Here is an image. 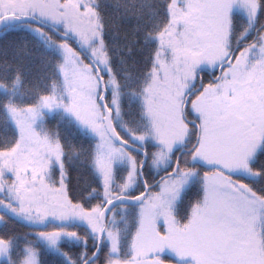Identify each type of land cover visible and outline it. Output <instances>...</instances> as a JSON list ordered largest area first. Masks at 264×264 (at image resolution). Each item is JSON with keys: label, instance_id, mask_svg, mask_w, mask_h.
I'll return each instance as SVG.
<instances>
[{"label": "snow or ice", "instance_id": "6c2138e0", "mask_svg": "<svg viewBox=\"0 0 264 264\" xmlns=\"http://www.w3.org/2000/svg\"><path fill=\"white\" fill-rule=\"evenodd\" d=\"M5 25L0 264H264V0H0Z\"/></svg>", "mask_w": 264, "mask_h": 264}, {"label": "trees", "instance_id": "16d2710c", "mask_svg": "<svg viewBox=\"0 0 264 264\" xmlns=\"http://www.w3.org/2000/svg\"><path fill=\"white\" fill-rule=\"evenodd\" d=\"M237 15H239V14H237ZM21 55H23L22 52H21ZM16 67H17V64L16 63H13L12 70L14 71ZM21 90H23V85L21 86ZM17 99H19V97H17Z\"/></svg>", "mask_w": 264, "mask_h": 264}, {"label": "rangeland", "instance_id": "374dc122", "mask_svg": "<svg viewBox=\"0 0 264 264\" xmlns=\"http://www.w3.org/2000/svg\"><path fill=\"white\" fill-rule=\"evenodd\" d=\"M7 3L14 5L16 3V0H7ZM237 14H239V13H237Z\"/></svg>", "mask_w": 264, "mask_h": 264}, {"label": "water", "instance_id": "95a60500", "mask_svg": "<svg viewBox=\"0 0 264 264\" xmlns=\"http://www.w3.org/2000/svg\"><path fill=\"white\" fill-rule=\"evenodd\" d=\"M8 27L7 25L0 27V31H4V28Z\"/></svg>", "mask_w": 264, "mask_h": 264}]
</instances>
